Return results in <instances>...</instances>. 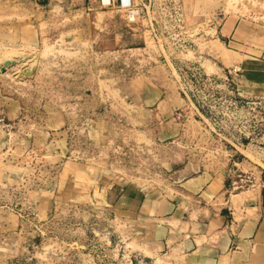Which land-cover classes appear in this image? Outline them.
I'll list each match as a JSON object with an SVG mask.
<instances>
[{
    "label": "rangeland",
    "instance_id": "obj_1",
    "mask_svg": "<svg viewBox=\"0 0 264 264\" xmlns=\"http://www.w3.org/2000/svg\"><path fill=\"white\" fill-rule=\"evenodd\" d=\"M129 1L0 0V264H190L146 231L262 190L264 0Z\"/></svg>",
    "mask_w": 264,
    "mask_h": 264
},
{
    "label": "crops",
    "instance_id": "obj_2",
    "mask_svg": "<svg viewBox=\"0 0 264 264\" xmlns=\"http://www.w3.org/2000/svg\"><path fill=\"white\" fill-rule=\"evenodd\" d=\"M201 180L202 177H188L180 180L190 186L186 194L189 200L186 202L175 203L173 200L152 198L138 203L132 200L128 193H124L120 200L131 208L141 207L140 209L146 213L150 221L171 220L188 225L189 222L185 223V220L189 221L194 210L198 209L193 199L201 195L200 189L203 192V186L200 189L197 186ZM262 183L263 187L258 193L256 202L243 209L242 217L238 222L234 221V218L231 220V208L226 206L215 212L201 211L203 214H209V224L204 225L202 232L194 235L188 230L186 240L183 242L170 241L171 233L175 232L174 229L160 223L156 224L151 231L147 230L145 238L149 243L161 244L164 250L177 249L184 263L188 261L190 264H264L263 180ZM211 199L212 202L218 200L217 196ZM203 202H206L204 198L201 203ZM228 204L229 202H226V205Z\"/></svg>",
    "mask_w": 264,
    "mask_h": 264
},
{
    "label": "bare ground",
    "instance_id": "obj_3",
    "mask_svg": "<svg viewBox=\"0 0 264 264\" xmlns=\"http://www.w3.org/2000/svg\"><path fill=\"white\" fill-rule=\"evenodd\" d=\"M124 1V4L126 5V4H128L129 5V0H123ZM103 2H104V4L105 3H110V0H103Z\"/></svg>",
    "mask_w": 264,
    "mask_h": 264
}]
</instances>
